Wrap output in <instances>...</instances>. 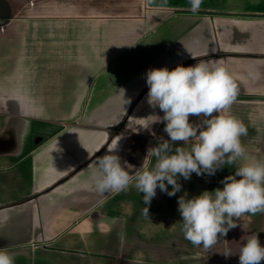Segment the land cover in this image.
Returning a JSON list of instances; mask_svg holds the SVG:
<instances>
[{"label":"crops","instance_id":"1","mask_svg":"<svg viewBox=\"0 0 264 264\" xmlns=\"http://www.w3.org/2000/svg\"><path fill=\"white\" fill-rule=\"evenodd\" d=\"M2 26L0 249L14 264H239L249 235L264 246V213L243 215L210 249L181 231L178 198L222 188L241 162L180 177L175 196L157 188L149 205L135 187L100 194L90 179L117 139L130 174L154 165L149 148L169 138L146 73L199 60L236 78L229 114L264 160V0H203L196 13L188 0H0ZM249 68L258 79H241Z\"/></svg>","mask_w":264,"mask_h":264},{"label":"clouds","instance_id":"2","mask_svg":"<svg viewBox=\"0 0 264 264\" xmlns=\"http://www.w3.org/2000/svg\"><path fill=\"white\" fill-rule=\"evenodd\" d=\"M188 2L191 11L196 13L203 0ZM249 78H259L253 68H249L246 77H241L242 80ZM146 84L147 102L163 113L158 116V122L164 124L163 130L169 138L160 137L157 145L149 148L147 156L155 158L154 165L150 169L141 166L130 174L125 167L127 163L122 165L116 154L117 139L104 155L95 159L90 179L100 194L135 187L143 193L144 204L149 205L157 188L169 197L175 196L181 190L180 177L189 180L193 173L214 175L224 166L241 162L233 175L221 181L222 188L191 198L185 193L178 198L184 238L193 246L210 249L220 237L237 227L236 221L243 215L264 213V160L249 156L241 142L247 128L229 114L237 100L239 85L227 68L212 60H199L188 67L178 65L172 70L167 67L149 69ZM192 116L198 117L199 122H191ZM145 212L148 213L147 207ZM223 255L231 256V250ZM238 256L239 264L264 261V246L256 233L248 236ZM0 264H14V257L0 249Z\"/></svg>","mask_w":264,"mask_h":264},{"label":"built area","instance_id":"3","mask_svg":"<svg viewBox=\"0 0 264 264\" xmlns=\"http://www.w3.org/2000/svg\"><path fill=\"white\" fill-rule=\"evenodd\" d=\"M0 29H3V26Z\"/></svg>","mask_w":264,"mask_h":264}]
</instances>
